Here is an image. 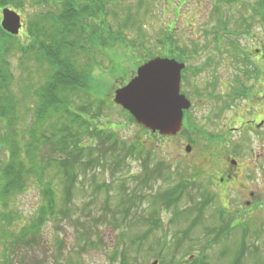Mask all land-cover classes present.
<instances>
[{
    "label": "rangeland",
    "instance_id": "obj_1",
    "mask_svg": "<svg viewBox=\"0 0 264 264\" xmlns=\"http://www.w3.org/2000/svg\"><path fill=\"white\" fill-rule=\"evenodd\" d=\"M219 1L187 0L178 12L179 18H176L170 15L168 3L171 5L179 0H147L148 15L142 17L145 31L139 34L137 27H133L132 23L128 25L132 28H126L125 31L129 39L143 41L144 47L137 44L134 47L136 51L127 49L131 41L121 39L119 42L112 40L111 44L114 47L112 46L107 51L103 49L96 52L80 51L77 63L80 68L86 69L87 73L90 72L93 89L97 92L92 94L107 102L99 118L94 121L95 125L106 131L116 126L117 129L111 131L116 132L123 140L128 143L141 142V145L145 147V157H151L147 164L154 170L156 165L163 161L169 167L163 169L164 175L169 176V179L164 182L159 179L152 180V178V187L142 188L141 194L133 191L137 181L129 180L127 182V187L130 186L128 192L151 196L138 197L133 204H127L131 208V216L127 217L119 211L121 208L118 200L122 194L117 191L121 184L128 180V175L143 174L141 164L136 159L130 160L132 173L128 170L124 172L119 170L114 183H111L115 178L113 179L110 175L109 163L104 169L96 167L94 163L92 167L88 164L86 176H83L81 172L78 173L79 181L72 193L73 199L65 204V207L68 206L70 209L69 216H62L60 222H56L57 225L50 221L44 228L42 241L31 245L33 249H29L30 246L26 248L27 258L30 257L32 261L38 260L43 264H69L70 260H73L75 264L76 262L121 264V259L120 261L116 259L117 262L113 260V253L118 252L126 254L129 264H152L157 260L162 249L158 241L167 239V248L163 249L162 254L169 259L175 257L178 264H187L199 257L201 245L209 242V237L204 231L206 227L207 229L219 227L220 231L227 234L230 239L224 238L221 244L220 241L205 251L204 256H207L205 261H208V264H264V128L253 131L248 127H242L245 121L253 120L252 116L255 117L254 119L264 116V104L261 99L254 98L255 102L247 103L254 95L264 97V74H260L258 80L251 79L245 76L246 70L244 69L240 75L237 66L238 57L229 54L223 56L219 53L215 44V35L211 32L218 25L213 10ZM255 1L257 0H244L238 5L227 4L221 7L224 17L229 22L227 28L230 31L228 33H232L231 36L226 37L238 41L246 55L249 52L251 55L255 54L254 50L259 49L264 41V23L255 20L252 11L245 10L247 4L252 5ZM138 2L139 0H116L105 4L106 9L101 17L103 25L99 33L104 28H110L113 31L122 29V25L127 22L128 11L130 9L136 11ZM175 6L177 7L178 4ZM5 9L13 10L22 17L24 27L18 37L25 44H29L30 41L25 31L30 17L36 13V10L31 6L26 11ZM164 14L172 17H165ZM243 19L249 20L250 33L235 39L233 31L238 30L237 21L243 22ZM169 22H175L176 36L181 47L187 48L189 53H192L194 48L191 44L192 39H196L195 43L199 46L198 51L196 50L198 55L190 56L189 62L186 63L190 70L184 74L185 80L183 76L182 83V92L190 101L191 109L185 117L183 131L178 135L153 137L150 130L142 128L133 121L127 111L116 105L113 99L118 89L124 88L136 77L138 68L145 64L143 60L151 61L163 58L161 55H166V51H163L162 45L158 42V37L163 36L162 32L166 30L165 26ZM88 30L91 32V29ZM238 31L240 32L241 29ZM221 34L222 32L219 33ZM229 42L230 40L226 42L225 47H229ZM83 45L88 47L86 42ZM171 53L170 57H172ZM153 56L155 58L151 59ZM9 60L12 62L14 76L12 94L16 95V100H19L17 108L24 117L26 113L23 108L24 103L31 111L37 107L39 101L34 92L43 86L46 72L35 62V58L30 59L32 62H26L20 53H14ZM209 61H213V64ZM115 62H119V65ZM253 65L254 63L250 62L248 64V66ZM193 67L195 68L192 69ZM262 68L264 69V66ZM198 69L203 72L198 73ZM213 81L217 83L215 90L208 87V84H212ZM240 86L243 89H250V95L245 94L246 92L240 93V96L244 98L243 101L234 100L235 96L232 94L233 89ZM28 89L29 93L26 91ZM79 101L76 99L75 102ZM248 105L251 108L246 112L244 109ZM254 106L259 107L260 111L256 113L252 108ZM29 113L28 124L30 126L33 115ZM19 129L21 131L26 129L23 118ZM86 138L84 141L87 143L89 140L88 137ZM188 146L191 152L186 154L185 149ZM43 154L47 152L44 151ZM235 161L238 162V168L235 170L238 178L223 191L218 188V172L224 167L234 165ZM95 174H99L96 183L100 184L105 181L114 188L111 190L113 201L109 205L106 203L107 194L104 191L96 192L98 186H103H97L93 181ZM185 179L192 182L187 185L188 188L182 199H178L177 195L171 197L173 207L178 206L180 209L189 208L196 211L209 203L211 212L224 208L225 218L228 219L231 216L234 222L241 219L244 223L243 227L235 226L230 229L220 226L221 224L217 227L214 220L210 222L206 220L201 226L199 223L202 222L201 218L194 225L193 218L184 220V215H182L184 218L180 220L178 218L174 223V213L171 211L173 209L169 211L160 209L161 214H157L160 226L156 231L152 232L151 228L141 226L138 222L139 217L150 215L154 209L161 208L154 207L152 204L155 195ZM41 190L38 180L33 178L26 191L9 205L8 211L11 210L22 216L20 221L15 223L17 231L29 224L32 219L39 205ZM57 191L58 198L66 197L67 200L71 198L69 193L66 194L64 185L58 187ZM192 225L194 227L190 229ZM255 231L258 233L254 234ZM56 240L62 244H54ZM235 242H242V244L239 248H234V256L224 258L220 252L225 251V248L231 249ZM90 243L96 244V247H88ZM2 250L3 247L0 245V254Z\"/></svg>",
    "mask_w": 264,
    "mask_h": 264
},
{
    "label": "trees",
    "instance_id": "obj_2",
    "mask_svg": "<svg viewBox=\"0 0 264 264\" xmlns=\"http://www.w3.org/2000/svg\"><path fill=\"white\" fill-rule=\"evenodd\" d=\"M103 1L105 3L102 0L95 2L89 0H0V12L5 8L26 11L29 6L36 10V13L30 17L25 31V35L30 41L29 44L22 42L18 36L15 37L5 32L1 27L0 17V245L3 247L0 254L1 264H43L38 260L32 261L30 257L27 258L26 248L30 246L29 249H33L31 245L39 244L42 241V233L50 221L57 225L56 222L59 223L62 216H69L70 209H68V206L66 208L65 204L70 203L73 199L72 193L77 188V181H79L78 173L81 172L83 176H86L88 164L92 167L94 163L96 167L104 169L106 164L109 163L110 175L113 179L115 178L111 183L115 182L119 170L123 172L128 170L132 173L133 168H131L130 160L136 159L141 164L143 174L128 175V180H125L117 191L122 194L120 200H118L121 208L119 211L127 217L131 216V208L127 204H133L138 197L151 196L139 194H141L142 188L152 187V178V180L159 179L164 182L169 179V176H165L163 173V169L169 168L163 161L159 162L154 170L147 164L151 157H145V147L143 144L141 145V142L128 143L120 138L116 132L111 131L117 129L116 126L111 127L110 131H106L97 127L94 123L101 115V110L107 102L93 95L97 92L93 89L89 76L90 72L87 73L86 69L78 66V55L80 51L96 52L102 49L107 51L112 46L114 47L111 44L112 40L114 42H119L121 39L131 41V45L128 43L127 49L133 51H136L134 47L137 44L144 47L143 41L129 39L125 31L126 28H132L128 26L132 23L133 27H137L138 33L142 34L145 31L142 17L148 15L147 0H139L136 11L133 9L128 11L127 22H124L122 29L113 31L110 28H104L99 33L101 25H103L101 17L106 9L105 4L116 0ZM186 1L179 0V2L171 5L168 3L170 15L179 18L178 12L181 11ZM243 1L220 0L213 10L219 26L217 25L211 32L215 35V44L220 54L238 57L237 66L240 75L245 69L246 77L258 80L260 74H264L262 60L256 62L253 66H248L249 62L253 63L250 52L246 55L238 41L226 37L231 36L232 33H228L230 31L227 28L229 22L224 17L221 7L227 4L230 6L238 5ZM245 10L252 11L254 19L264 23V0H257L252 5L247 4ZM170 15L164 14L165 17L171 18ZM240 22V20L237 21L236 27L241 31H233L235 39L238 36L250 33L249 20L243 19V22ZM174 23H167L166 30L162 32L163 36L158 37V42L162 45L163 51H166V55L161 56L186 64L189 62L190 56L198 55L197 48L199 46L195 43L196 39H192L191 44L194 47L192 53H189L187 48L181 47L176 36ZM244 28L246 29L244 30ZM88 29H91V32ZM220 32H222L221 35H219ZM229 40V47H225L226 42ZM83 41L88 44L87 48L83 45ZM101 45L103 46L101 47ZM167 51H170V53L174 51V53H171L172 57ZM179 51L180 53L177 54ZM14 53H20L26 62H32L30 59L35 58V62L46 72V80L43 86L34 92L39 101L37 107L31 111L24 103L23 108L26 111L24 117L21 116L20 110L17 108L19 100H16V95L13 96L11 88L14 76L12 62L9 59ZM148 61L149 59H145L143 63L146 64ZM209 63L213 64V61H209ZM115 64L119 65V62H115ZM189 70L190 68L187 65L184 74ZM198 71V73L203 72L199 69ZM216 86V81L208 84L211 89ZM241 87L233 89L234 100L244 99L240 96V93L246 92L245 94L250 95V89ZM26 91L30 92L29 89ZM25 99L27 100L28 96ZM76 99L80 101L76 103ZM28 113L33 115L30 126L28 124ZM187 113H185V117ZM22 118L26 125L25 131L19 129ZM131 119L135 121L132 116ZM86 137L89 140L87 143L84 141ZM153 137H157V135L153 134ZM44 151L47 154L44 155ZM149 153L152 155L151 152ZM99 174H95L93 180L95 183L99 179ZM33 178L38 180L42 189L39 205L35 209L29 224L24 225L17 231L15 223H18L22 216L11 210L8 211L9 205L26 191ZM129 180L131 182L137 181L133 191L139 193V196L136 193L128 192L130 186L127 187V182ZM191 182V180L185 179L167 190L158 192L155 195L156 197L152 199V204L154 207L159 206L161 208L154 209L150 215L139 217V224L151 228L152 232L156 231L160 226V220L157 218V214H161L160 209L165 211L173 209L171 211L174 213V223L178 218L180 220L185 217L184 220L193 218L194 225L201 218L202 222H199L201 226L206 220L208 222L214 220L213 222L217 227L219 224L230 229L235 226L243 227L244 223L241 219L236 220L237 222H234L231 216L226 219L224 208L210 213L209 203L196 211L189 208L180 209L178 206L173 207L174 205L170 201L171 197L177 195L178 199H182L185 190L188 188L187 185ZM62 185H64L66 194L69 193L71 196L68 200L66 197L58 198L57 196V189ZM96 185L103 186H98L96 192L104 191L107 194L106 203L109 205L113 201L111 200V190L114 188L105 181L100 184L96 183ZM198 197L200 198V195ZM190 202L193 203V200L190 199ZM114 212L116 213V211ZM204 231L209 237V242L206 239L207 242L200 247L202 249L199 257L189 261L188 264H208V261H205L207 258V256H204L205 251L215 243L221 241V244L223 239H227L228 236L223 234L224 232L220 231L219 227L208 229L206 227ZM255 233L258 232L255 231ZM166 240L161 241L160 239L158 241L162 245V249L157 259L160 264H178L175 257L169 259L162 254L163 249L167 248L168 241L166 242ZM54 244L61 245L62 243L56 240ZM241 244L242 242H235L231 249L225 248L226 250H222L220 254L224 258L234 256V248H239ZM87 246L92 248L96 247V244L90 243ZM116 259H119V261L121 259V264H129L125 253H113L114 262H117ZM69 264H75V262L70 260ZM76 264L81 263L76 262Z\"/></svg>",
    "mask_w": 264,
    "mask_h": 264
},
{
    "label": "water",
    "instance_id": "obj_3",
    "mask_svg": "<svg viewBox=\"0 0 264 264\" xmlns=\"http://www.w3.org/2000/svg\"><path fill=\"white\" fill-rule=\"evenodd\" d=\"M1 26L8 34L18 36L22 18L17 12L4 9ZM184 69L185 65L176 60L153 59L138 68L127 86L115 92L114 102L144 128L162 136H175L182 130L184 111L191 107L181 94ZM186 152L190 153L191 148L187 147Z\"/></svg>",
    "mask_w": 264,
    "mask_h": 264
},
{
    "label": "flooded vegetation",
    "instance_id": "obj_4",
    "mask_svg": "<svg viewBox=\"0 0 264 264\" xmlns=\"http://www.w3.org/2000/svg\"><path fill=\"white\" fill-rule=\"evenodd\" d=\"M255 51H256L255 54L254 55L252 54V58H251L252 62L255 64L256 62L262 60V63L264 66V41L262 42L261 47ZM254 98H256L258 100L261 99L262 103L264 104V97L263 96L259 97L257 95H254L249 101H247V103L255 102ZM251 104H253V103H251ZM249 108H251L250 105H248L247 108L244 110L246 112H248ZM252 108L256 113H257V111L258 112L260 111L259 107L254 106ZM239 109L242 110V108H239ZM252 118H253L252 121H245L242 124V127L243 128L248 127V129L253 130V131H255V130L258 131V130H261L264 128V116H262L261 118H256V119H254L255 117L252 116ZM234 130H237V129H234ZM233 164H236V165L231 164L230 166L224 167L223 169L220 170V172H218V175H219V177H218L219 178L218 188H221L223 191L225 189H227V186L229 184H231L234 180H236L238 178V176H236V172H235V170L238 168V162L236 161V163H233Z\"/></svg>",
    "mask_w": 264,
    "mask_h": 264
}]
</instances>
